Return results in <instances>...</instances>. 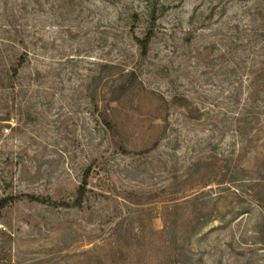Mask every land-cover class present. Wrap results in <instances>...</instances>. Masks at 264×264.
I'll list each match as a JSON object with an SVG mask.
<instances>
[{
    "label": "rangeland",
    "instance_id": "1",
    "mask_svg": "<svg viewBox=\"0 0 264 264\" xmlns=\"http://www.w3.org/2000/svg\"><path fill=\"white\" fill-rule=\"evenodd\" d=\"M263 46L264 0H0V264H264Z\"/></svg>",
    "mask_w": 264,
    "mask_h": 264
},
{
    "label": "trees",
    "instance_id": "2",
    "mask_svg": "<svg viewBox=\"0 0 264 264\" xmlns=\"http://www.w3.org/2000/svg\"><path fill=\"white\" fill-rule=\"evenodd\" d=\"M150 21L151 22L155 21V12L154 11L151 12ZM152 35H153L152 29L149 28L148 31L145 33L143 38H137L136 39L137 44L139 46V49L141 50V54L144 55V54L147 53L148 45H149V42H150V40L152 38ZM23 61H24V58L20 57V60L18 61L19 65H21V63ZM17 71H18V69L15 68L13 70L12 74L16 76L17 75ZM260 71L263 72V73H261V74L258 73L260 75L257 74V75H255L253 77V79L260 78V81L252 80V84H250L251 85V88H250V91H249L250 96H253L254 92H258V91H261V92L264 93V66H262ZM257 89H258V91H257ZM89 171H90V167H87L82 180L79 182V184L77 186L76 193H75V198L71 202V204L73 206H81V204L83 203V199H84L85 193L87 191L88 173H89ZM28 197H29V200L37 201V202H47V201H49L51 199L50 197L44 198V197L38 196V195L37 196L36 195H29ZM14 200H15V198L12 195L1 197L0 198V209L4 208L8 203H10V202H12ZM64 203L66 205H68L69 202H64ZM201 217H202V215H197L196 216V219H195L196 220V222H195L196 225H200L199 221L201 220ZM179 262L180 261L178 259H173L168 264H177Z\"/></svg>",
    "mask_w": 264,
    "mask_h": 264
}]
</instances>
